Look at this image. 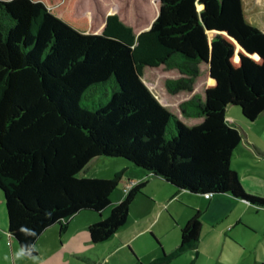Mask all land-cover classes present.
<instances>
[{"label": "trees", "instance_id": "1", "mask_svg": "<svg viewBox=\"0 0 264 264\" xmlns=\"http://www.w3.org/2000/svg\"><path fill=\"white\" fill-rule=\"evenodd\" d=\"M62 1L0 0V190L13 239L25 241L21 225L38 237L54 224L63 232L88 210L100 216L89 240L107 242L146 182L124 184V170L83 176L96 157L121 158L177 189L264 208L231 168L241 135L225 119L228 106L250 122L264 114V33L245 22L241 0H159L156 18L138 34L116 14L99 34L81 33L54 13ZM202 62L204 100L180 104L183 116L202 122L185 126L143 84V71L177 70L183 77L167 81L168 91H192ZM119 184L123 196L112 206ZM200 232L196 212L179 244L150 264L194 250Z\"/></svg>", "mask_w": 264, "mask_h": 264}, {"label": "rangeland", "instance_id": "2", "mask_svg": "<svg viewBox=\"0 0 264 264\" xmlns=\"http://www.w3.org/2000/svg\"><path fill=\"white\" fill-rule=\"evenodd\" d=\"M242 3L243 5H247V11L249 9V12L246 14L252 16L249 21L246 15L243 14L245 22L264 30V0H242ZM158 7L159 0H63L62 3L54 9V13L57 14V17L62 21L81 33L99 34V30L103 24V15L112 12L111 14H116L125 25L132 28L134 34H137L149 28L158 14ZM199 69L200 73L193 84L192 91L175 90L173 93H170L167 89V81L172 82L177 80L176 78L181 74H179L177 70H165L163 67H145L142 82L157 101L158 97H164L172 103L182 97L188 96L203 101L207 71L204 64L199 65ZM147 84L150 85V89ZM166 109L171 112L170 109ZM189 109L193 110L195 108L190 107ZM232 112L240 115V108L234 107L227 111V123L242 134V127L238 125V120L231 116ZM173 115L177 117V115ZM196 118L198 117H192V120L195 121ZM179 121L185 126H188L183 119H179ZM259 143L264 150V139L262 138ZM238 159L239 158H235V164L239 161ZM256 160V166L260 170H264V159L261 160L258 158ZM127 163L129 162L121 158L101 157L89 164V169L88 165H86L83 175L88 176V173L92 172L94 173L93 176L109 178L112 177V173L115 169H120ZM98 165L103 166H101V169L95 168ZM238 166H240V164H238ZM124 176L127 178L129 176L135 177L139 175L130 170L129 172L126 171ZM237 177L240 182L238 175ZM165 190L166 187L163 185L161 186L158 182L149 184L144 190L148 196H137L129 208L127 222L119 231L124 237L114 235L110 241H121V239L123 241H134L133 246L136 252L144 258V261L146 258L153 255L154 246H157V244L165 246L166 244L178 245L180 241H178L177 237L180 238L178 233L180 234L181 227L178 225L176 219H180L183 211H188V209L186 210V207L174 202L171 204V210H168L171 214H168L166 213L165 207L163 208L161 205L156 206L153 200L157 202L165 198L164 193L168 191ZM246 195L254 196L251 193H246ZM122 196V184H119L110 196L111 205L117 204ZM255 197L264 198V196ZM150 198L153 199L151 200L152 202L149 200ZM111 205L103 211V217L108 215L112 207ZM174 208L178 209V213L180 212V214H178L177 210H174ZM232 216L233 215H231V217ZM96 218L97 215L92 211H81L79 214L69 219L68 228L61 237L60 235L58 236L56 230H51L48 234L49 236L46 237V241H39L36 244L37 256L40 258V261H42L43 264H138L135 261V257L131 255L133 252H131L132 249L129 250L127 247L117 249V243L112 245L111 242L110 244L108 242L93 244L87 239L86 227ZM180 223H183L181 219ZM257 223L264 226V219L259 216ZM140 231H142V233L134 237V235ZM151 235L155 238V235L159 236L158 238H160L161 241H157L158 243H156V241L151 239ZM59 237L62 238V241H59ZM54 238H56L57 241H52ZM158 238L156 239L158 240ZM207 243L208 241H201L198 250L199 255L196 256V252L190 250L172 259L170 264H186L195 258V264H255L254 259L251 257L244 256V258H242V254L237 253L241 250L237 249L235 251L230 247V243L228 245L221 243L215 248V251L211 255H208L210 250L213 251V249H209ZM16 250L14 245L9 247L5 241H0V264H12L11 257ZM5 256L9 259L5 260ZM16 264H33V262L31 260H24L17 261Z\"/></svg>", "mask_w": 264, "mask_h": 264}, {"label": "crops", "instance_id": "3", "mask_svg": "<svg viewBox=\"0 0 264 264\" xmlns=\"http://www.w3.org/2000/svg\"><path fill=\"white\" fill-rule=\"evenodd\" d=\"M241 3H242V0H241ZM246 6L247 5H243L242 3L243 14L246 15V18L250 21L251 20L250 18L252 16L246 14L247 12H249V9L247 11ZM111 13L109 12L103 15V24L101 25V28L99 30L100 32L102 31L104 27L106 17L108 15H112ZM261 31L264 33L263 29ZM181 77L183 76L180 75L176 79H179ZM147 86L150 89V85L147 84ZM190 98L191 96L182 97L170 103L167 98L158 97V101L163 106L170 109V111L173 114L177 115L179 119H183L186 125L194 126V125L201 123L202 118H196L195 121H193L192 118L183 116L180 111V104L183 103L184 101L189 100ZM234 107L235 106H228L226 108L225 119H226L227 111L231 110ZM231 116L236 118V120H238V125L242 127V134H240L241 141L233 152L232 159H231V168L239 176L240 182L242 184V188L244 189L246 193H251L252 195L259 196V197L264 196V170H260L256 166L257 165L256 159L258 158H260L261 160L264 159V150L261 148L260 143H259L262 140V138L264 139V114H260L254 121H251V122L247 121L242 116L241 112H240V115H237V113L232 112ZM239 118H240V121H239ZM226 123H227V120H226ZM98 158H101V157L93 158L87 164L88 169H89V164H91L92 162H95L96 160H98ZM235 158H239L238 159L239 161H237V164L234 163ZM238 164H240V166H238ZM101 166L103 165H100V166L98 165L95 168L101 169ZM121 170H124V175L126 171L129 172L130 170L133 173L139 175L135 177L129 176L127 178L126 176H123L122 182L124 184L127 182L133 183V184L138 183V182H146V186H145L146 188L149 184L158 182L161 184V186L163 185L164 187H166V190L168 191L165 190L166 191L164 193L165 198H162L158 200L157 202L151 198L149 200L150 201L153 200L154 201L153 203H155L156 206L161 205V207L163 208L165 207L167 211L166 213L168 214L169 213L171 214V212H168V210H171V207H172L171 204H173L174 202L186 207V210L188 209V211H183V213L181 214L182 216L180 217L183 223H180V219H176L181 229L184 227L187 221L196 214V212L200 213L201 232H200V238L198 240L197 246L194 249V251L196 252V256L199 255L198 250H199V247H200L199 245L201 244V241H208L207 247L209 249H213V251L210 250L208 255H211L215 251V248L218 247L221 243L225 245H228L230 243V247H232L235 251L237 249L241 250L237 253L242 254V258H244V256L251 257L254 259L255 264H264V226L257 223L259 216H261L264 219V214H263L264 208L255 207L246 201L235 198L232 195L226 194V193L213 194L210 197H205L203 194L191 193L186 190L177 189L176 187L164 181L162 178L148 174L147 172L143 171L142 169L134 165H131L130 163L123 165L122 168L120 169H115L112 173V176L116 172L121 171ZM93 175L94 173L89 172L87 177H98V178H106V179L108 178V177H100V176H93ZM140 195H137V196H140ZM142 195L145 196L147 195V193H145L144 191V194ZM174 210H177V213H178V209L174 208ZM80 212L76 213L75 215L79 214ZM178 214H180V212ZM231 215L233 216L231 217ZM98 220H100V216L97 215V218L92 223L97 222ZM68 224H69V220L67 221L66 228L63 232L61 231V226L59 224H54L50 226L49 228H47L40 234L35 244H37L39 241H46V237L49 236L48 234L51 230H56L58 236L60 235L61 237V235L66 232L68 228ZM88 226L86 227L87 239H89ZM119 231L120 229L114 235H117L118 237L119 236L124 237L122 233H119ZM142 231L137 232L134 235V237L137 234L142 233ZM8 233L9 232H8L7 211H6L3 193L0 190V241H5V243L8 244L9 247L14 245L17 249L19 247L18 243L12 237H10ZM114 235L112 237H114ZM178 235L180 234L178 233ZM155 236L156 238L159 237L157 235ZM60 237H59V241H62V238ZM112 237L107 242L109 244L111 242L112 245L113 244L115 245L117 243V246H116L117 249L126 248V247L129 250L132 249L131 252L132 251L133 252L132 253L130 252V253L131 255L135 257L136 259L135 261L138 264H150V262L153 259H155L156 257L160 255L161 251L165 253H169L177 246L176 244L175 245L166 244V246L157 244V246L156 245L154 246L156 250L154 249L153 255H151L149 258H146V260L144 261L143 260L144 258L138 252H136L133 246L134 241H123L122 239L121 241H110ZM156 238L151 235V239L153 241H156V243H158L157 241H161L160 238H158V240ZM177 239L178 241H180L179 237H177ZM52 241H57V239L54 238L52 239ZM36 255H37V252H36ZM195 262H196V258L186 264H195Z\"/></svg>", "mask_w": 264, "mask_h": 264}, {"label": "clouds", "instance_id": "4", "mask_svg": "<svg viewBox=\"0 0 264 264\" xmlns=\"http://www.w3.org/2000/svg\"><path fill=\"white\" fill-rule=\"evenodd\" d=\"M17 231L23 234L25 237V241L22 243H19V247L17 250L12 254L11 260L12 264H16L17 261H24V260H31L33 264H43L42 261H40V258L36 255L37 249L35 244V239L38 237V233L35 231V229L30 228L26 225H21ZM8 235L12 238L14 237V234L9 232ZM5 260L9 259L7 256L4 257Z\"/></svg>", "mask_w": 264, "mask_h": 264}, {"label": "water", "instance_id": "5", "mask_svg": "<svg viewBox=\"0 0 264 264\" xmlns=\"http://www.w3.org/2000/svg\"><path fill=\"white\" fill-rule=\"evenodd\" d=\"M201 64H204V66H205V68H206V71H207V66H206V64L203 63V62H202ZM204 98H205V93H204ZM209 195L211 196V194H209ZM204 196L206 197V194H205ZM210 196H209V197H210Z\"/></svg>", "mask_w": 264, "mask_h": 264}, {"label": "built area", "instance_id": "6", "mask_svg": "<svg viewBox=\"0 0 264 264\" xmlns=\"http://www.w3.org/2000/svg\"><path fill=\"white\" fill-rule=\"evenodd\" d=\"M210 195L209 194H206V197H209Z\"/></svg>", "mask_w": 264, "mask_h": 264}]
</instances>
